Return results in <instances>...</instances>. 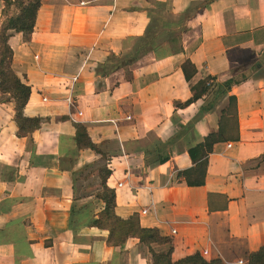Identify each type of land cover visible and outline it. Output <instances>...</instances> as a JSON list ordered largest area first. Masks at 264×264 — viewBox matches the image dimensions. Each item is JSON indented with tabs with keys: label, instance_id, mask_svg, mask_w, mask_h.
<instances>
[{
	"label": "crops",
	"instance_id": "obj_1",
	"mask_svg": "<svg viewBox=\"0 0 264 264\" xmlns=\"http://www.w3.org/2000/svg\"><path fill=\"white\" fill-rule=\"evenodd\" d=\"M7 44L29 87L22 115L40 122L18 136L0 92V264H150L137 238L111 245L92 223L103 202L78 191L100 165L113 214L168 238L154 252L234 264L264 244V0H39L28 38L10 31ZM228 97L234 132L211 145L202 184L186 185V151L222 129ZM74 123L95 151L76 146Z\"/></svg>",
	"mask_w": 264,
	"mask_h": 264
},
{
	"label": "trees",
	"instance_id": "obj_2",
	"mask_svg": "<svg viewBox=\"0 0 264 264\" xmlns=\"http://www.w3.org/2000/svg\"><path fill=\"white\" fill-rule=\"evenodd\" d=\"M9 6H14L17 9L16 13H11L4 17L0 22V92L9 93L14 105V120L17 126V135L25 136L33 129L39 126V118L25 117L22 115V108L27 101L29 95V87L25 85L14 74L10 67L11 63V49L7 44V38L10 31L21 33L23 39H27L28 35L32 31L35 12L39 6V0H3V8L1 15L7 12ZM186 66L190 67L189 63H186L182 67V72L185 80L189 79ZM252 69H259V64H253ZM243 73L239 77H230L222 84H219L214 93L212 100L204 107H201L193 120L200 116V113L209 110L216 98L225 94L229 87L245 79ZM200 88L196 90L195 86L189 87L192 93V98L195 100L203 92H205L207 85L197 84ZM229 103L233 101L232 97H228ZM190 102V101H189ZM187 102V104L189 103ZM75 128V144L77 147H86L91 150H96L86 134L84 127L80 124L74 123ZM225 138L222 136V131L218 130L217 133H209L203 138V142L196 146L187 149L186 153L193 163V167L187 170L179 171L177 174L182 177L186 185H200L203 182L206 155L211 150V145L216 141H221ZM170 143V142H167ZM167 158L166 155L161 156L159 160L163 161ZM99 187L101 193L95 194L103 202V208L100 211L96 219L92 220V223L96 226H102L108 231L106 242L111 245H121L123 240L127 237H135L141 243L148 248L150 264H221L218 260H204L199 254L194 253L187 255L178 260H171L169 251L167 252H154L150 248V244H163L168 242L167 237L159 235L155 228H141L137 224L134 216H130L127 219H120L113 214L114 206V193L113 190L105 185V178L108 175V170L102 168L99 171ZM110 222V223H109ZM117 233L115 240L111 238ZM112 240V242H111ZM245 264H264V244L257 250L249 253L246 258Z\"/></svg>",
	"mask_w": 264,
	"mask_h": 264
},
{
	"label": "rangeland",
	"instance_id": "obj_3",
	"mask_svg": "<svg viewBox=\"0 0 264 264\" xmlns=\"http://www.w3.org/2000/svg\"><path fill=\"white\" fill-rule=\"evenodd\" d=\"M14 6H9L7 12L3 13L1 15V20L6 17L7 15L11 14L14 11ZM1 22V21H0ZM253 72V71H252ZM246 73H250L249 71H246ZM240 74H238L236 77H239ZM196 90H198L200 87L195 86ZM15 105V102H14ZM218 110L222 112V114H225V117L221 124L222 126V136H229L232 135L234 132L235 124L233 120V112H232V103H227L221 108V105H219ZM226 121V122H225ZM104 166L100 165L99 167H89L82 171L81 180H80V189L78 193L85 194L88 192H92L95 194L101 193V188L99 187L98 183V177L96 175V170L98 174L100 173V169H102ZM105 168V167H104ZM110 223V222H109ZM117 233L114 234V236L111 238L112 240H115ZM111 240V242H112Z\"/></svg>",
	"mask_w": 264,
	"mask_h": 264
},
{
	"label": "built area",
	"instance_id": "obj_4",
	"mask_svg": "<svg viewBox=\"0 0 264 264\" xmlns=\"http://www.w3.org/2000/svg\"><path fill=\"white\" fill-rule=\"evenodd\" d=\"M75 80H76V75H74V76H72V77L70 78L71 83H73ZM70 86H71V85H70ZM66 100H67V102H69V98H67ZM125 118H126V119H129L128 116H126ZM226 146H229V144L227 143ZM145 211H146L145 209H142V210H141V213H144ZM171 233H174V230H173V229H171ZM203 252H204V251H203ZM245 263H246V259H237V260L234 262V264H245Z\"/></svg>",
	"mask_w": 264,
	"mask_h": 264
}]
</instances>
